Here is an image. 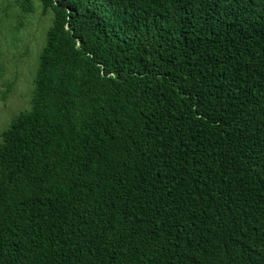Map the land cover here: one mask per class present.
Instances as JSON below:
<instances>
[{
	"label": "trees",
	"instance_id": "1",
	"mask_svg": "<svg viewBox=\"0 0 264 264\" xmlns=\"http://www.w3.org/2000/svg\"><path fill=\"white\" fill-rule=\"evenodd\" d=\"M36 3L0 264H264V0Z\"/></svg>",
	"mask_w": 264,
	"mask_h": 264
},
{
	"label": "rangeland",
	"instance_id": "2",
	"mask_svg": "<svg viewBox=\"0 0 264 264\" xmlns=\"http://www.w3.org/2000/svg\"><path fill=\"white\" fill-rule=\"evenodd\" d=\"M35 6L16 30L9 26L17 22L14 16L0 20V132L14 115L30 106L38 56L50 25V14L40 15ZM0 7L13 15L18 8L15 0H0Z\"/></svg>",
	"mask_w": 264,
	"mask_h": 264
}]
</instances>
